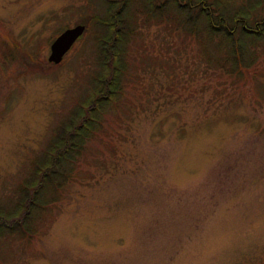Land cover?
Returning a JSON list of instances; mask_svg holds the SVG:
<instances>
[{
    "label": "rangeland",
    "instance_id": "rangeland-1",
    "mask_svg": "<svg viewBox=\"0 0 264 264\" xmlns=\"http://www.w3.org/2000/svg\"><path fill=\"white\" fill-rule=\"evenodd\" d=\"M186 1L194 2L177 3ZM213 1L204 2L218 16ZM227 1L232 10L257 2ZM106 15L100 0H0V205L88 93L98 61L91 18ZM76 24L82 34L49 62L52 41ZM140 25L141 45L163 55L164 27ZM175 56L172 67H148L127 116L106 117L104 143L89 145L90 164L77 169L52 221L3 239L0 264H264V96L249 81L219 97L197 59Z\"/></svg>",
    "mask_w": 264,
    "mask_h": 264
},
{
    "label": "trees",
    "instance_id": "trees-1",
    "mask_svg": "<svg viewBox=\"0 0 264 264\" xmlns=\"http://www.w3.org/2000/svg\"><path fill=\"white\" fill-rule=\"evenodd\" d=\"M100 1H105L108 15L91 18L97 33L94 40L98 61L97 69L90 74L88 93L62 116L41 153L29 161L30 170L13 188V201L1 203L0 247L3 239L13 235L31 237L49 217L48 223L52 221L54 205L81 177L77 169L90 164L85 161L89 145L98 140L104 143L100 135L107 133L105 126H111L106 117H113L114 122L127 116L134 104L130 96L140 89L138 83L143 77L153 73L152 64L172 67L175 54L185 53L189 60H198L202 79L216 80L205 86L212 88L215 95L221 97L230 89L234 97L250 81L255 93L264 96V81L259 77L264 76L260 73L264 70V15L257 17L264 0L233 10L227 0H222L223 4L214 0L221 12L218 16L205 0H193V4L186 1L184 5L178 0H142L137 9L133 8L137 0ZM167 9L179 11V17L168 18ZM141 22L164 27L160 49L163 55L151 56L154 46L141 45L146 36L139 30ZM9 202L11 207L5 208Z\"/></svg>",
    "mask_w": 264,
    "mask_h": 264
},
{
    "label": "water",
    "instance_id": "water-1",
    "mask_svg": "<svg viewBox=\"0 0 264 264\" xmlns=\"http://www.w3.org/2000/svg\"><path fill=\"white\" fill-rule=\"evenodd\" d=\"M84 29L85 26L83 24H76L73 27L64 29L58 34L50 44L48 61L54 64L59 63Z\"/></svg>",
    "mask_w": 264,
    "mask_h": 264
}]
</instances>
